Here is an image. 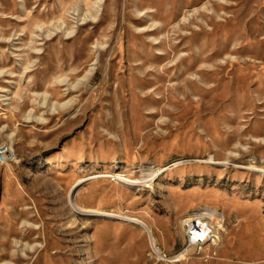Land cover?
<instances>
[{
  "label": "rangeland",
  "instance_id": "1",
  "mask_svg": "<svg viewBox=\"0 0 264 264\" xmlns=\"http://www.w3.org/2000/svg\"><path fill=\"white\" fill-rule=\"evenodd\" d=\"M0 71V264H264V0H0Z\"/></svg>",
  "mask_w": 264,
  "mask_h": 264
},
{
  "label": "built area",
  "instance_id": "2",
  "mask_svg": "<svg viewBox=\"0 0 264 264\" xmlns=\"http://www.w3.org/2000/svg\"><path fill=\"white\" fill-rule=\"evenodd\" d=\"M17 158L15 151L8 146L0 148V163L7 164L14 162ZM208 215L193 213L183 220V226L186 230L187 244L177 256L175 261L180 260L185 253L193 250L196 254H203L206 249L217 243L219 240V231L210 223ZM179 258V259H178Z\"/></svg>",
  "mask_w": 264,
  "mask_h": 264
},
{
  "label": "bare ground",
  "instance_id": "3",
  "mask_svg": "<svg viewBox=\"0 0 264 264\" xmlns=\"http://www.w3.org/2000/svg\"><path fill=\"white\" fill-rule=\"evenodd\" d=\"M145 31V29H143ZM149 31V30H148ZM154 44H158V42L154 39ZM4 73L3 71H0V74ZM67 81V79H64V80H60L61 83H65ZM74 88L76 87V84H72L71 85V88ZM7 100V99H6ZM111 175H108V174H103L101 176H94V177H90V178H82L78 181L77 184H80V183H83L89 179H92V178H96V177H110ZM120 179H122L123 181L127 182V183H132V184H139L141 183L142 181L138 180V179H132V178H128V177H123V176H120L119 177ZM71 197V196H70ZM71 201H73V198H70ZM74 205V208L77 209L78 211L80 212H84V213H92V214H97V215H102V216H115L116 214L114 213H111L109 211H102V210H98V209H94V208H84V207H80L79 205L73 203ZM213 211H206V210H203L199 213H201L202 215H211V213H216L217 214V210L212 208ZM219 214V217L223 218L222 217V214L221 213H218ZM127 219H130L133 223H137L139 225H141L147 232H149V234L153 237V233H152V230L151 228L142 220L138 219V218H127ZM223 227L222 224L219 225V228L221 229ZM154 246V245H153ZM179 261V260H177Z\"/></svg>",
  "mask_w": 264,
  "mask_h": 264
}]
</instances>
